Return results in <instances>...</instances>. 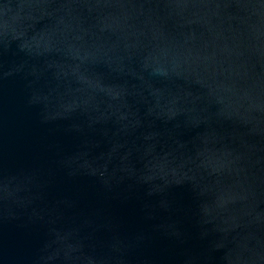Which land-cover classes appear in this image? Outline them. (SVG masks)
Wrapping results in <instances>:
<instances>
[{
    "label": "water",
    "instance_id": "water-1",
    "mask_svg": "<svg viewBox=\"0 0 264 264\" xmlns=\"http://www.w3.org/2000/svg\"><path fill=\"white\" fill-rule=\"evenodd\" d=\"M0 264H264V0H0Z\"/></svg>",
    "mask_w": 264,
    "mask_h": 264
}]
</instances>
